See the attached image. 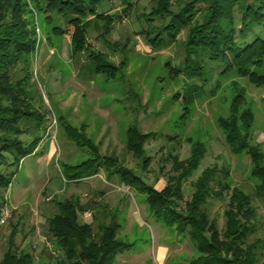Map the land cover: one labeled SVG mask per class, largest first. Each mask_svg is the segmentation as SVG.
<instances>
[{"label":"rangeland","instance_id":"374dc122","mask_svg":"<svg viewBox=\"0 0 264 264\" xmlns=\"http://www.w3.org/2000/svg\"><path fill=\"white\" fill-rule=\"evenodd\" d=\"M158 1H103L98 6L99 17H82L90 24L85 49L75 52L73 27L66 15L51 11L48 0H41L38 6L34 0H22L23 18L36 39L35 49L28 56L31 76L26 92L32 105L46 115V129L34 154L6 168L13 181L2 190L0 198V213H9L6 222L0 224V264L10 248L18 256L30 253L34 264L56 263L63 250L51 242L49 219L59 212L57 201L72 196L80 198L83 208L79 220L92 222L95 232L112 217L119 223L117 237L127 249L114 258L116 264H189L200 255L188 234L156 218L141 188L126 187L118 176L109 179L104 169L83 181L67 182L64 164L80 162L91 153H85L68 138L64 123L88 136L101 157L113 159V169L132 170L157 189L178 187L183 174L180 162L187 167L185 160L191 157L192 149H204L197 169L181 181L182 193L172 198L173 206L183 215L190 214L188 204L197 179L204 170L223 169L227 176H212L217 181L220 177V184L214 178L211 181L212 187L221 191V198H209L204 207L222 234L225 211L231 209L229 202L234 193L239 190L249 197L246 204L254 210L250 221L241 220L251 229L254 224L256 230L247 239L249 244L261 241L256 264H264V198L257 194L261 181L252 174L251 156L232 152L219 122L221 116H229L235 100L239 105L235 112L238 125L240 113L253 112L254 121L249 117L244 120L242 134L257 145L264 157V85L251 82L236 67L228 68V62L188 54L189 29L172 38L164 29L170 18L156 16ZM181 2L185 5L191 1ZM208 5L200 2L193 8ZM201 21L198 14L195 24ZM239 22L236 15L238 27ZM56 26L67 32L56 33ZM258 31L264 36V27ZM92 49L119 68L115 79L88 73L86 68L94 64L90 60ZM188 59L200 69L206 68L205 73L192 75ZM22 67L16 70L18 76L23 73ZM249 69L263 72L264 61L262 67L251 65ZM205 76L209 80H204ZM130 127L145 136L141 152L128 143ZM23 139L31 140L28 135ZM49 148L54 156L46 160L44 154ZM13 229L17 233L11 247Z\"/></svg>","mask_w":264,"mask_h":264},{"label":"trees","instance_id":"16d2710c","mask_svg":"<svg viewBox=\"0 0 264 264\" xmlns=\"http://www.w3.org/2000/svg\"><path fill=\"white\" fill-rule=\"evenodd\" d=\"M34 1L38 6L41 0ZM103 1L106 0H48L47 7L51 11L56 10L66 15L68 24L72 25L71 35L75 52L85 49L89 29L90 23L83 22L82 17L88 15L99 17L101 14L97 10ZM181 1H158L159 10L156 16L170 18L171 21L164 29L172 38L188 28L186 48L188 54L201 58L205 55L211 61L228 62V68L236 67L242 74L247 75L251 82L264 85V71L249 69L251 65L263 66L264 36L258 29L264 27V0H190L191 2L185 5ZM200 2H207L209 5L195 10L193 6ZM22 5V0H0V198L2 190H7L13 181V175L8 173L6 168L19 165L25 157L34 154L43 138L41 132L46 129L44 127L46 115L32 105L26 92L31 76L28 56L35 49L36 39L23 18ZM198 14H201L202 21L195 24ZM236 15L239 16V27L236 24ZM65 30L67 29L54 27L56 33L67 32ZM90 60L94 64L86 68L88 73L101 74L107 80L117 77L119 68L106 61L102 53L92 49ZM186 62L192 75L198 77L199 75L195 73L200 72V75L205 73L206 68L200 69V65L195 61L188 59ZM19 65H23L20 68L23 72L21 76H18L16 71ZM204 80H209V77L205 76ZM238 109L239 105L235 100L229 116H221L219 122L226 132V142L232 152L238 155L246 152L251 156L254 164L252 174L261 181L257 186V194L264 198V165L261 164L263 153L257 145L253 146L249 139L247 140L242 134L244 130L241 127L248 117L254 121V115L248 110L243 111L239 115L242 119L238 125L235 114ZM64 127L69 139L85 153H91L87 159L80 162L64 164V178L67 182L83 181L104 169L109 179L118 176L126 187L141 188L140 190L146 194V203L156 218L168 227H174L179 233L188 234L196 245L200 255L189 264L257 263L261 241L248 243V234L256 228L254 224L252 229L248 228L241 220L245 218L243 221H250V213L254 210L246 204L250 198L239 190L234 193L229 202L231 209L225 211L226 226L222 234L218 223L210 217L207 208L204 207L209 198H221V191L213 188L211 181L213 178L217 181L215 176L212 177L215 174L227 176L228 173L223 169L212 167L204 170L197 179L196 190L188 204L190 214L183 215L173 206L172 198L182 193L181 181L197 169L205 154L204 149L198 147L192 149L191 157L185 160L187 167L180 162L183 174L180 173L182 175L179 176L178 187L167 185L157 189L132 170L121 167L113 169L115 165L113 159L101 157L88 136L70 124L64 123ZM127 134L131 148L141 152L144 149L142 143L145 136L138 133L134 127H130ZM25 135L31 138L29 142L23 139ZM220 181L219 177L217 182ZM56 205L59 212L49 219V233L52 237L51 242L59 250H63V254L58 255L56 263L53 264H116L114 258L127 249V245L117 237L119 223L115 218L112 217L109 223H101L99 230L95 232L93 223L79 220V212L83 208L78 196L57 201ZM16 233L17 230L13 229L10 235L11 247L14 246ZM231 252L233 256H229ZM34 263L35 259L30 253L24 252L18 256L10 248L1 264Z\"/></svg>","mask_w":264,"mask_h":264},{"label":"built area","instance_id":"2783aa9c","mask_svg":"<svg viewBox=\"0 0 264 264\" xmlns=\"http://www.w3.org/2000/svg\"><path fill=\"white\" fill-rule=\"evenodd\" d=\"M8 215L9 213L7 211L2 210V212L0 213V224H3L6 222Z\"/></svg>","mask_w":264,"mask_h":264},{"label":"crops","instance_id":"0c3cea01","mask_svg":"<svg viewBox=\"0 0 264 264\" xmlns=\"http://www.w3.org/2000/svg\"><path fill=\"white\" fill-rule=\"evenodd\" d=\"M44 155H45L46 160H51L53 158V156H54V152H52L51 149H50L49 152L45 153ZM85 222L92 223L90 221H85Z\"/></svg>","mask_w":264,"mask_h":264}]
</instances>
